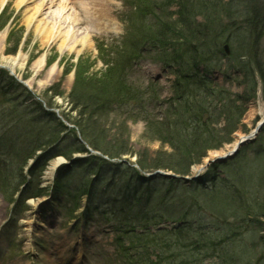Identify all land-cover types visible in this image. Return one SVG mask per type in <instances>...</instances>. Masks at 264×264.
Instances as JSON below:
<instances>
[{"label":"trees","instance_id":"trees-1","mask_svg":"<svg viewBox=\"0 0 264 264\" xmlns=\"http://www.w3.org/2000/svg\"><path fill=\"white\" fill-rule=\"evenodd\" d=\"M135 1L141 4L154 2ZM168 2L161 8L162 15H155L159 16L155 25L149 27L152 35L141 44L150 42L152 49L158 50V57L171 64L184 61L182 67L191 62L195 66L202 63L210 66L211 54L223 51V42L233 40V33L242 29L237 25L236 18L243 19L242 22L250 21V30H244V33L247 31L250 35L257 34L256 36L264 33L263 11L259 10L260 5L255 0H182L178 13L169 10L174 1ZM152 10L156 14L155 6ZM140 42L141 39H138L134 46L137 47ZM179 71L183 83L193 88L192 94L187 98V87L182 88L179 94L181 101L171 105L167 117L149 123L148 130L151 131L144 138L151 137V141L161 142V153L167 145L173 147L172 153H163V156L155 160V164L149 165L143 159L142 152L136 153L133 150L129 136L123 137L119 142L123 148L118 150L116 147H103V142L92 133L96 115L112 111V105L116 100H124V95L135 98L133 92L124 91L126 87L114 70L104 74L102 78H96L95 83L89 82L90 85L86 81L87 85L84 87L87 93L82 94L79 101L75 102L78 103L76 109H80V118L76 123L93 147L112 157L137 154L143 169H163L182 176L192 175L193 168L202 165L211 150H221L233 143L234 134L238 131L246 110L241 104L238 105V101L247 100L249 96L229 92L223 87L214 90L198 86L195 84L197 78L194 73H186L181 68ZM52 90L51 88L49 91ZM90 104L96 107L87 108ZM221 118L226 122L223 126H219ZM259 140L264 145V137ZM263 168L264 162L254 167L255 173L250 175L248 170L243 174L241 171L235 173L230 167L226 169L225 176L217 173L204 184L199 180L186 183L174 179L171 187L165 190L157 188L151 199L153 217L136 207L135 209L140 216H144L141 222L146 228L150 223L157 226L171 222L172 225L169 229H158L150 234L155 239L145 240L144 250L140 254L148 249H158L153 246V241L159 239L161 249L173 250L180 257L170 264H205L208 261L212 264H264V255L258 256L264 245ZM237 174L243 190L237 188L234 192L230 189V192L227 183L237 186ZM253 176L255 179L249 182L248 179ZM150 235L135 234L133 239H149Z\"/></svg>","mask_w":264,"mask_h":264},{"label":"rangeland","instance_id":"rangeland-1","mask_svg":"<svg viewBox=\"0 0 264 264\" xmlns=\"http://www.w3.org/2000/svg\"><path fill=\"white\" fill-rule=\"evenodd\" d=\"M56 1V3L60 5V0ZM180 1L181 0H175V9L179 8ZM62 2L68 3L65 16L69 15L70 19L68 22L63 21L65 19H63L64 15H62L59 20L53 23H58L57 27H62L63 30H66V28H68L69 22L73 21L75 14L79 13V17L83 22V29L80 31L85 30V32H91L90 38H88L87 41V45H85V47L79 45L75 51H72L69 46L61 49V45L63 44L62 39H53L54 33L52 35H49V31L47 34L43 32L39 33L35 27L27 30L28 24L26 18L30 13H27L25 7L18 9L17 0H10L7 6L8 9L4 11L3 17L0 20V64H3V56H17L20 52L25 55L26 59L24 66L16 67L17 75L22 78H27V82H29L30 86H32L34 92L38 96L40 95L41 97H45V101L51 102L52 105H54L53 108L56 109L57 112L59 110V114L64 119L68 117L70 121L68 119L66 120L73 124L75 121H77V119L80 118L78 114L80 109H76L78 103L75 104V102L79 101L82 94L87 93V89L84 87L87 85L86 81L88 83H95L98 76H93L92 73L102 71V68L95 64V59L98 55L96 52L97 39H104L106 42H116L121 40L122 37L129 33L126 31L124 22L121 21V11L113 12L114 7L110 3L108 5V9L111 14L108 16L115 20L117 32L112 30L111 25L108 27H101L99 29V27L94 24L95 20L92 19L91 14L88 15V13L83 10L84 8L81 7L82 4L79 3V0H62ZM87 2L88 5L92 3L95 5L92 7L94 9H90L91 13H101V9H98L94 0H88ZM255 2L260 5L258 8L259 10L263 11L262 14L264 16V0H255ZM33 5L35 4L31 3L30 6ZM48 7L49 6L47 5L46 10ZM57 7L58 6L56 5L54 6V8ZM118 13L119 15H117ZM248 17L250 18V14ZM236 21L238 23L236 24L242 27L240 32L233 33V40L230 41L227 39L228 41L225 40L223 42L225 47V49L223 48V51L221 50L211 54V61L213 65L217 68H220V70L217 69L213 77L222 85L229 87L233 93H238V95L247 94L249 99L242 100L243 104L242 101L239 100L238 105L241 104L244 107H248V109L242 115L240 125H238L239 129L234 134L235 140L233 143L227 144L221 150H211L208 157L205 158L203 162L204 164L197 167V171L204 170L207 165H211L213 162H219L220 158H222L224 154L230 153L234 148V145L240 142L241 137L249 133L252 135L254 140L252 139L245 144L249 147H245L243 145L240 146V152H238L234 157L236 163L234 165L235 167L232 166L230 170L236 171L235 173L241 171L242 174L248 170L249 174L252 175L255 173L254 167L256 168L260 165V163L264 162V145L263 143H260L259 140L260 138L264 137V124L261 127L262 129L260 128L257 130L256 127L260 122H262L261 120L264 118V28H262L263 34L260 36H256L257 34L254 35V33L250 35V32L245 31L244 33V30H250L248 27L250 21L248 20L242 22L243 19L241 18H236ZM75 30L79 29L75 28ZM48 36L49 38H47ZM76 38L81 37H75L74 39ZM74 39L71 37L72 41ZM225 52L230 55H226ZM42 58H45V64L39 69L38 63ZM143 64V72L138 71L134 77V80L138 82V84H143V86L146 87L150 78H159L160 76L161 83L168 84L166 80L167 77L160 69L159 65L152 64L150 62H145ZM54 65H56V70L52 71ZM65 70L68 71V74L65 72ZM64 73L67 75L65 76ZM80 79L83 81H80ZM90 83L88 85H90ZM251 86H253V88H251ZM50 88L53 90L49 92ZM56 93L61 95L53 97L52 95H55ZM151 94L152 93L148 94L145 99H148ZM19 99L21 102L25 100L24 97H19ZM97 105L99 106L100 104ZM101 105L103 107V103ZM92 107L96 106L90 104L87 108L91 109ZM36 113L37 110L34 109L33 115ZM105 113L106 112H104V115L100 114L95 116L96 120L94 121V126L91 128L92 133L98 138L99 141L103 142V147H116V149L120 150L123 147L119 144V142L122 141L123 137L129 136L131 139L130 144L133 150L136 153L142 152L144 154L143 159L147 161L149 165L155 164L157 162L155 160H158L160 156H163V153L173 152V147L167 145V148H165L161 153V142L151 141V137L144 138V135L151 131L148 130L149 126L146 122L134 120L133 117L128 113ZM22 117H26L28 119V116ZM31 122H19L18 125L21 123L23 125L14 127L11 132L16 131V133H18L22 139V134L25 135L26 133H30L29 128L30 126L32 127L34 120H31ZM89 123L90 125L92 124L91 121H89ZM225 123L226 122L221 118L219 126H223ZM255 131L257 132L254 133ZM21 139L18 141L19 143L23 142ZM11 144L14 145L13 143ZM256 148H259L261 151V156H257L253 153ZM13 152L15 153V151ZM127 156L131 157V155H126L124 157ZM133 156L134 155H132V157ZM130 159L131 161L136 160V154ZM57 160L58 159L53 158L43 169L41 175V182L43 186H47V184L50 183L51 174L48 171L50 170V167L57 163ZM13 165L14 168L24 171V174L27 172V167L25 170L21 169L20 161H14ZM263 169L261 171H263ZM196 170L195 173L197 172ZM81 171L82 174H80L81 176L78 179L83 181L86 178V170L82 169ZM19 176L20 175L18 174V176L15 178L16 181L14 180V182L18 181ZM212 176L214 177L215 175L212 174ZM232 177H234L233 174ZM26 178L27 177H25V179ZM29 179H32L31 173L29 174ZM237 179V186L233 185L231 182L227 183L229 191L232 189L235 192L237 188L241 191L243 190V187L239 183L241 180L238 174ZM254 179L255 178L253 176L250 177V180L248 179V181L250 182ZM235 181L237 183V180ZM40 201L41 200H30V203L34 204ZM9 206L10 205L4 198L3 193L0 191V224L6 218ZM32 215V213H26L24 215V219L31 220ZM24 219L22 220V224L18 225L17 229L13 231L16 233L17 238L22 241V249L29 253L31 257L29 260H27L26 257H19L18 259L10 260L8 263L4 262L3 264H73L74 261H76L74 264H82V260L83 264H91L94 255L98 254L97 251H91L86 258L84 250L82 247H79L76 242V240L79 241L81 239L80 236L71 234L67 227L58 228L60 223L59 221L56 222V217H54L53 221L51 220L53 222L52 227L58 229L54 238L48 235V231H46L45 228L36 223L32 224V226H26V220ZM98 228L96 225L92 226L88 232L91 233V237H97L98 240H100L101 236H97ZM35 234H39L42 237L41 240L48 243L45 245L43 244L44 246H42V252H40L34 245V242H37L36 238H34ZM59 236L61 237L60 240H55L56 238H59ZM100 243L104 246V239H102ZM7 246L8 245L6 242H2L0 244V249H6ZM263 246L264 245H262V248H260L258 253L259 257L262 254L264 255ZM107 249L111 250V248L108 246ZM34 255L37 261L34 260ZM0 260L2 262L4 261L2 257H0ZM255 264L258 263L255 262Z\"/></svg>","mask_w":264,"mask_h":264},{"label":"bare ground","instance_id":"bare-ground-1","mask_svg":"<svg viewBox=\"0 0 264 264\" xmlns=\"http://www.w3.org/2000/svg\"><path fill=\"white\" fill-rule=\"evenodd\" d=\"M5 1L6 0H0V6ZM48 1H51V0H17V6L20 8L25 7V10L27 11V13H30L26 18L27 24L30 28L35 27V29L38 30L39 33L45 32L49 29L50 30L49 35H52L54 33L55 38H61L62 43H63L61 45L62 46L61 49H64L65 47L69 46L72 51H75L79 45H82L83 47H85V45H87L88 38H90L91 32L90 31H88V32L75 31V29L73 27L68 28L66 30H63L62 27H57V23H53V22H56L57 20H59L62 17V15H64L63 19H65L63 21L68 22L70 17H69V15L65 16L66 6L64 4L60 6L61 10L58 8V9H56V12L55 11L51 12V10L48 13L45 12L47 5L49 6L51 3ZM109 1L110 0H102V3L109 2ZM30 3H35V5L30 6L29 5ZM84 4H85V2H82V5H84ZM84 9L87 11L86 7H84ZM103 16H104L105 21L98 20V21H95V23H94L95 25H97L99 27V29L101 27H108L110 25L111 26L114 25L113 20L110 17H106V16H108L106 14V12H104V15H100L101 18ZM75 19H76V17L74 16L73 21ZM112 30L117 31V28L113 27ZM73 35H77L79 37H81L80 35H83V37L76 38L72 41L71 37H73ZM47 38H49V36ZM25 59H26V56L20 52L17 56H11V57H4L3 56V62L2 63L6 66L7 69L16 71V67L24 66ZM44 63H45V58H42L41 60H39V63H38L39 69L42 67V65ZM55 68H56V65L53 66L52 71L56 70ZM261 121L262 122H260V123H264V118ZM256 127L258 129V125ZM245 136L241 137L240 142L244 139ZM239 143H236L234 145V149L239 148L238 147ZM62 160H63L62 158H59L57 160V162H60ZM117 173L121 174L120 171H117ZM109 181H111V179H107L106 183Z\"/></svg>","mask_w":264,"mask_h":264},{"label":"water","instance_id":"water-1","mask_svg":"<svg viewBox=\"0 0 264 264\" xmlns=\"http://www.w3.org/2000/svg\"><path fill=\"white\" fill-rule=\"evenodd\" d=\"M228 50V49H227ZM261 126V125H260ZM260 126H258V129H260ZM257 131H255L254 133H256ZM252 139V135H249L247 137H245L239 144H238V147L240 148L241 145H245L248 141H250ZM238 149H234L229 155H234L238 152Z\"/></svg>","mask_w":264,"mask_h":264}]
</instances>
